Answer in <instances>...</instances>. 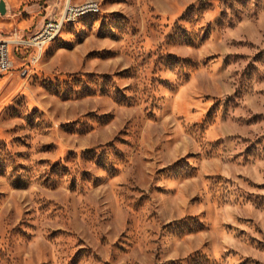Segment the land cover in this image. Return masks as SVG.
I'll return each instance as SVG.
<instances>
[{"label":"rangeland","instance_id":"1","mask_svg":"<svg viewBox=\"0 0 264 264\" xmlns=\"http://www.w3.org/2000/svg\"><path fill=\"white\" fill-rule=\"evenodd\" d=\"M95 1L0 74V264H264V0Z\"/></svg>","mask_w":264,"mask_h":264},{"label":"built area","instance_id":"2","mask_svg":"<svg viewBox=\"0 0 264 264\" xmlns=\"http://www.w3.org/2000/svg\"><path fill=\"white\" fill-rule=\"evenodd\" d=\"M98 11L99 5L95 0H87L77 4L67 0L59 13L57 21L51 17L45 19L42 27L27 37H18L14 34L9 38H0V74L11 67L13 46H29L40 52L47 43L56 37L65 23L75 21L81 16L97 13Z\"/></svg>","mask_w":264,"mask_h":264},{"label":"water","instance_id":"3","mask_svg":"<svg viewBox=\"0 0 264 264\" xmlns=\"http://www.w3.org/2000/svg\"><path fill=\"white\" fill-rule=\"evenodd\" d=\"M5 10H6V8H5V2H4V0H0V13L1 14H4L5 13Z\"/></svg>","mask_w":264,"mask_h":264},{"label":"crops","instance_id":"4","mask_svg":"<svg viewBox=\"0 0 264 264\" xmlns=\"http://www.w3.org/2000/svg\"><path fill=\"white\" fill-rule=\"evenodd\" d=\"M66 1H67V0H65V2H66ZM65 2H64V3H65Z\"/></svg>","mask_w":264,"mask_h":264}]
</instances>
